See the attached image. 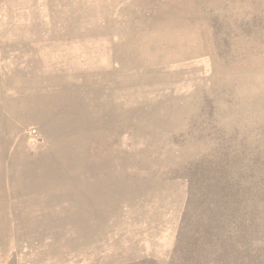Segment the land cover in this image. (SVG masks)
Here are the masks:
<instances>
[{"label": "rangeland", "instance_id": "1", "mask_svg": "<svg viewBox=\"0 0 264 264\" xmlns=\"http://www.w3.org/2000/svg\"><path fill=\"white\" fill-rule=\"evenodd\" d=\"M259 151L264 0H0V264H168Z\"/></svg>", "mask_w": 264, "mask_h": 264}, {"label": "trees", "instance_id": "2", "mask_svg": "<svg viewBox=\"0 0 264 264\" xmlns=\"http://www.w3.org/2000/svg\"><path fill=\"white\" fill-rule=\"evenodd\" d=\"M168 264H264V151L195 166Z\"/></svg>", "mask_w": 264, "mask_h": 264}]
</instances>
